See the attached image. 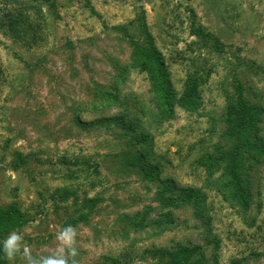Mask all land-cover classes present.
<instances>
[{
  "label": "rangeland",
  "instance_id": "obj_1",
  "mask_svg": "<svg viewBox=\"0 0 264 264\" xmlns=\"http://www.w3.org/2000/svg\"><path fill=\"white\" fill-rule=\"evenodd\" d=\"M138 46L166 62L171 116ZM240 93L264 146V0H0V240L47 255L72 225L79 264H168L156 250L184 246L201 248L185 264H264V156L225 136Z\"/></svg>",
  "mask_w": 264,
  "mask_h": 264
},
{
  "label": "trees",
  "instance_id": "obj_2",
  "mask_svg": "<svg viewBox=\"0 0 264 264\" xmlns=\"http://www.w3.org/2000/svg\"><path fill=\"white\" fill-rule=\"evenodd\" d=\"M18 6V5H17ZM23 8L25 11L27 10L28 12L31 9H36L38 12H41V6L38 5H24ZM193 14V19L196 18L195 11L192 10ZM3 25V23H1ZM194 32L197 34H205L209 35V32H206V30L202 27L199 26L198 28H194ZM36 41V40H35ZM137 51L142 55L141 63L145 68H150L152 70V80H153V88L156 91L157 95L160 97L161 104L160 107L163 109L164 114L171 116L174 112L175 108V96L174 93L172 92V83L169 79V73H168V68L166 65V62L163 58H160L158 56V52L156 54L154 52L145 50L144 48H140V46L137 47ZM154 69V70H153ZM195 91L194 88H192L189 92L186 93V95L182 96L180 99V102H183V106L187 109H194L192 105L193 101L196 103L195 99ZM239 103L235 105L232 99H230V104L228 106V118L227 120L232 124L233 126H230L229 132L225 135L227 136V140L232 141V144H236L235 149L238 150L239 146L241 144H251L254 147V150H257V153L259 152L264 156V146L260 144L259 142L257 143H249L248 140L245 138H248L249 136L252 135V130L256 127V122H258L259 117L254 116V111L257 109L255 106H252L249 104V102L244 98V96L240 93L238 96ZM197 106V104H196ZM238 113V120L235 121L236 119H233L232 115H236ZM124 123H123V131L125 135H128L129 137H135L134 139H131V143H139L146 141V137H144V133L139 132L138 134L135 133V131L138 128V125L134 123L133 121L130 120L127 116H124ZM233 150L236 156V159L239 157L237 152ZM223 156H219L218 154H215L213 157L214 164L219 163V159ZM236 161H240V159H237ZM205 167L209 169L211 163L207 161L205 164ZM235 170V169H234ZM97 171V170H96ZM244 179L240 176L239 172H235L233 175L232 179V185L235 187V193L238 195V199L241 200L242 204L244 205L245 208H247L248 200L246 199V196L249 195L248 189L246 185H244ZM230 183V181H229ZM194 195V191L192 189L187 190V193L185 194H179L176 195L174 198L180 200L181 203H188L191 202V198ZM97 198H89L87 200L88 203H91V205L96 204L95 202L97 201ZM93 202V203H92ZM180 204V203H179ZM178 204V206H179ZM195 207H200V204L196 202L194 204ZM198 212L201 211V208H199ZM169 214V213H168ZM7 217V214L5 211L0 209V235L3 230V223L5 222ZM170 218L167 219V222H169ZM0 242H2L0 240ZM200 246L190 248L188 246H184L178 250L175 251H168L165 248H160L156 250L157 255L164 256L168 252H170L171 255V261L168 264H185L189 263L191 260V257L198 253L200 251ZM0 264H8V260L4 257L3 252L0 251ZM113 264H119V261L115 260Z\"/></svg>",
  "mask_w": 264,
  "mask_h": 264
},
{
  "label": "clouds",
  "instance_id": "obj_3",
  "mask_svg": "<svg viewBox=\"0 0 264 264\" xmlns=\"http://www.w3.org/2000/svg\"><path fill=\"white\" fill-rule=\"evenodd\" d=\"M58 247L47 255H33L28 245L23 243L20 233L12 231L0 242V251L8 261L22 257L24 264H79L77 230L72 225L64 226L55 235Z\"/></svg>",
  "mask_w": 264,
  "mask_h": 264
}]
</instances>
